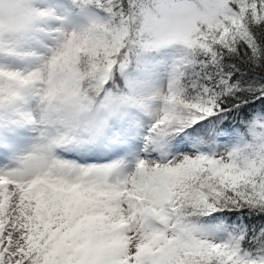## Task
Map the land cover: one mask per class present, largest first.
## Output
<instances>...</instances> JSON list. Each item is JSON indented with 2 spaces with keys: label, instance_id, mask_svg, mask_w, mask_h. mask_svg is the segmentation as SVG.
Masks as SVG:
<instances>
[{
  "label": "snow or ice",
  "instance_id": "snow-or-ice-1",
  "mask_svg": "<svg viewBox=\"0 0 264 264\" xmlns=\"http://www.w3.org/2000/svg\"><path fill=\"white\" fill-rule=\"evenodd\" d=\"M0 264H264V0H0Z\"/></svg>",
  "mask_w": 264,
  "mask_h": 264
}]
</instances>
